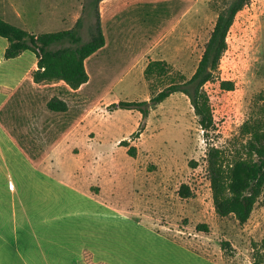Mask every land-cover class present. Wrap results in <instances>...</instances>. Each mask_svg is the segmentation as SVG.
I'll list each match as a JSON object with an SVG mask.
<instances>
[{
	"label": "rangeland",
	"instance_id": "rangeland-1",
	"mask_svg": "<svg viewBox=\"0 0 264 264\" xmlns=\"http://www.w3.org/2000/svg\"><path fill=\"white\" fill-rule=\"evenodd\" d=\"M25 1L31 2L29 8L33 7L34 0ZM40 2L47 1L36 0L37 8ZM56 4V12L45 9L38 20L28 13V21L22 23L10 10L0 19L42 34L71 29L82 17L81 41H89L97 23L87 0H57ZM119 4H129L134 9L117 14L116 21L100 19L99 25L107 35L114 29L122 34L130 32L135 44L109 47L106 53L97 51L86 60L89 80L80 93L83 105L74 99L77 94L60 85L24 83L4 107L1 121L10 130L16 129L13 133L28 156L40 158L82 113L89 111L67 152L65 147L53 157L59 175L71 174L84 186L89 184L94 193L102 189L111 203L134 215L133 220L137 218L201 256L221 264H253L264 237V189L245 224L239 225L231 216L218 217L212 205L206 153L215 147L232 156L244 142L245 124L259 123L264 127V0H249L238 12L218 69L204 86L212 109L213 130L203 136L189 100L175 93L150 110L136 139L132 135L142 123L141 114L110 105L149 99L143 71L150 60L165 61L173 73L189 79L221 2L120 0ZM45 7L50 8L49 4ZM152 84L154 93L162 88L156 81ZM60 98L69 101L68 111L50 113L47 102L61 101ZM130 147L135 148L134 157L127 154ZM181 186L188 188V198L178 195ZM200 225L207 230L199 231ZM136 238L140 255L158 252L155 243L140 233ZM157 259L161 257L155 256Z\"/></svg>",
	"mask_w": 264,
	"mask_h": 264
},
{
	"label": "crops",
	"instance_id": "crops-1",
	"mask_svg": "<svg viewBox=\"0 0 264 264\" xmlns=\"http://www.w3.org/2000/svg\"><path fill=\"white\" fill-rule=\"evenodd\" d=\"M46 1L40 2L37 8L34 0L33 7L29 8L30 1L0 0V17L10 10L22 23L28 21V13H33L38 20L45 9L51 13L57 10V0ZM119 3L120 0H101L97 5L99 20L116 21L117 14L134 9L129 4ZM46 4L50 8L47 9ZM102 33L105 44L99 52L135 44L130 32L122 34L114 29L110 35ZM7 47V39L0 37V115L24 83L42 84L34 83L31 77L36 64L34 54L24 51L15 58L5 59ZM84 65L86 70V60ZM87 83L77 90L70 89L64 82L51 85H60L65 91L77 94L74 99H78L81 106L85 100L80 93ZM61 101L68 111L69 101L66 98ZM89 113H82L75 125L57 138L49 152L40 158L28 156L13 133L16 129L10 130L0 119V264H186V261L221 264L153 231L137 218L133 220L135 216L111 203L102 189L94 193L89 184L84 186L83 181H76L71 174L59 175L53 157L65 147L67 152L69 142ZM76 202H79L77 206ZM137 233L154 242L158 252L151 250L152 254L140 255ZM122 249L126 250L124 255ZM155 256L161 259L155 260Z\"/></svg>",
	"mask_w": 264,
	"mask_h": 264
},
{
	"label": "trees",
	"instance_id": "trees-1",
	"mask_svg": "<svg viewBox=\"0 0 264 264\" xmlns=\"http://www.w3.org/2000/svg\"><path fill=\"white\" fill-rule=\"evenodd\" d=\"M101 0H87L91 15L97 25L89 41L82 42L80 27L82 17L68 30L54 33L33 34L15 27L0 19V37L7 39L8 47L4 58L12 59L24 51H30L36 58L31 71L34 83L64 82L70 89L77 90L88 82L84 62L105 44L99 25L97 5ZM221 2L213 28L204 44L197 67L189 79L179 72L173 73L165 61L150 60L143 71L148 83L150 97L146 101L118 102L110 108L136 110L141 114L142 123L132 135L138 138L144 128L151 109L175 93H182L189 100L197 117L203 136L213 130V114L204 86L209 83L218 69L220 59L226 51V38L235 17L249 0H219ZM89 15V17L91 16ZM162 88L154 93L152 82ZM46 107L55 113H65L66 105L62 101L51 99ZM244 142L232 156L224 150L211 147L206 153V171L211 191L214 212L220 218L233 217L239 225L245 224L258 202L264 189V127L259 123L243 126ZM124 142H121V145ZM127 154L135 155L130 147ZM181 198H188L190 192L186 186L178 190ZM206 231L205 226H197ZM253 264H264V237L253 256Z\"/></svg>",
	"mask_w": 264,
	"mask_h": 264
}]
</instances>
